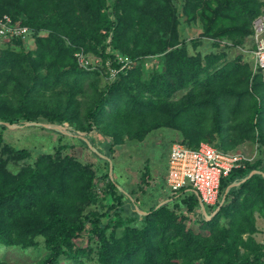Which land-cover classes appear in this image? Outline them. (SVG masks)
I'll return each mask as SVG.
<instances>
[{
    "label": "trees",
    "instance_id": "1",
    "mask_svg": "<svg viewBox=\"0 0 264 264\" xmlns=\"http://www.w3.org/2000/svg\"><path fill=\"white\" fill-rule=\"evenodd\" d=\"M263 13L262 0H0V19L7 15L46 34L34 50L24 43L33 30L0 50V130L43 119L63 137L70 131L60 127L68 124L73 133L111 138L102 148L109 153L102 175L63 154V147L34 157L1 136L0 245L25 251L39 247L43 238L47 253L39 264H85L81 259L92 256L93 264H264V243L256 238L261 233L257 215L264 221L261 159L222 180L220 203L211 212L193 191H182L175 205L171 196V203L164 200L145 212L135 190L122 188L110 175L114 146L177 126L172 100L181 91L187 96L179 118L189 111L197 117L226 112L230 118L226 109L242 110L249 102L261 117L255 126L264 128L263 72L250 77L253 64L242 65L243 55L220 66L227 58L220 51L227 49L225 43L250 52L255 48L248 40ZM198 23L201 40L214 43L212 51L193 54L190 45L202 46L187 39L184 25ZM80 54L88 66L79 63ZM152 59L164 61V69L146 71L144 63ZM224 83L234 85L232 101L224 99L230 95L221 92ZM196 94L194 104L190 100ZM77 138L89 149L84 138ZM191 214L198 215L194 221L209 236L188 229ZM82 236H87L86 248L74 242Z\"/></svg>",
    "mask_w": 264,
    "mask_h": 264
},
{
    "label": "rangeland",
    "instance_id": "2",
    "mask_svg": "<svg viewBox=\"0 0 264 264\" xmlns=\"http://www.w3.org/2000/svg\"><path fill=\"white\" fill-rule=\"evenodd\" d=\"M264 2V0H262ZM264 14V13H263ZM264 19V15L259 17L257 20L253 22V27L255 31V27L259 26V21ZM185 21V17L183 18ZM196 27H188L184 25L186 31V37L189 40L199 41L202 48L195 47L190 45V51L193 54H197V52H210L212 51V44L214 41L212 40H201L200 38L202 34L201 24L198 23ZM30 28V27H29ZM33 33L29 39L26 40L25 48L29 50L36 49V40L40 38H45L46 34H37L34 29ZM250 46L253 44V37L250 38ZM10 43L7 42L4 44L0 43V50L6 49V45ZM207 45L206 47H204ZM224 46L227 49L220 50L221 54H225L226 52L227 58L225 62H222L223 65L226 62L234 61V57L242 58L244 57L245 61H241L242 65L253 63V59H251V53L248 52L249 48L239 49L241 47L235 48L230 43H225ZM237 47V46H236ZM248 47V46H247ZM199 50V51H198ZM15 51H19L20 48L15 49ZM204 53V52H202ZM85 55V54H84ZM97 60V59H96ZM95 62L98 63L99 60ZM252 60V61H251ZM85 57L80 54L79 63L85 66H88L89 60L86 64ZM92 61V60H90ZM94 61V60H93ZM248 62V63H247ZM146 71H151L159 68L161 71L164 69V61L161 59H152L148 60L144 63ZM257 71H255L256 73ZM255 73H252L254 75ZM117 72L114 70L111 71V77L114 78ZM264 74V72H263ZM36 76H33V80ZM254 76L251 78L253 80ZM22 80H26L22 77ZM32 80V83H34ZM264 81V75H263ZM226 84V85H225ZM225 85L221 92L225 94L228 91L230 95L226 94L224 99L226 102L232 101V90H235L234 85L224 83ZM200 90L203 86L201 84L196 85ZM249 89L252 91V84L250 82ZM237 92H235L236 95ZM198 95V94H196ZM219 96V94H217ZM187 96V91H181L177 93V95L173 98V108L174 114L173 119H176L178 123L176 127L168 126L162 127L150 133L149 136L143 139H138L135 136V139L130 140V138H125V140L118 145L113 147L112 154L110 157V166L111 172L110 175L112 178L124 189L131 188V190H135L136 202L138 206L141 204V208L146 212L150 206L164 203H174L180 199V197L185 194H173L169 192L168 184L166 187L165 177L167 176V168L169 155L171 152V148L175 144H182L185 142H189L193 145H201L208 144L210 146L213 145H221L228 143V145H233V147H237L236 149H232L229 151H223L225 153H234L241 154L245 157V163H254L255 160L261 159L264 162V141L261 143L262 136L264 135V128H261L262 125L255 126L254 123L256 121L261 120V117L257 115L255 112L256 105L245 102L243 104V108L240 112L232 111L229 112L230 118L226 112L222 116H219L217 112L215 114H209L207 117H197L193 111H189L182 118H179L180 111L185 107V97ZM193 95H191L192 97ZM200 95L197 98H191L192 103H196L199 101ZM256 101L263 106L260 101V97L255 96ZM171 100V99H170ZM234 101V100H233ZM176 108H178L176 110ZM244 110H247L246 112ZM178 115V119L175 115ZM7 114V113H6ZM254 118V119H253ZM194 119V120H193ZM231 120V123H230ZM254 127V128H253ZM54 127L46 124V120H39L34 124H27L26 126L18 127V128H8L7 130H0V137L20 149L31 150L34 157H38L41 153H53L56 152L59 147L65 148L63 150V154H67L73 156L79 160V162L83 163L85 166H89L93 169L96 174H104L107 172V161H104L106 157H108V150L105 148L102 150L106 141H111V138H101L97 134L92 133L89 138L86 135L73 133L70 126L68 124H64V126L60 127L63 131L67 132L69 135L63 137L56 134L53 131ZM199 130H198V129ZM135 129L132 128L130 133H134ZM78 137L84 138L85 141L88 142L89 149L84 147V144L78 140ZM264 140V139H262ZM227 141V142H226ZM185 144V143H184ZM215 147V146H213ZM263 149H262V148ZM97 148L100 149L99 155H96ZM216 148V147H215ZM102 150V151H101ZM109 158V157H108ZM11 168L14 171L18 169L11 165ZM148 179V183H144ZM101 186V184H100ZM143 187V190H142ZM128 190V189H127ZM142 190V191H141ZM129 191V190H128ZM169 192V193H168ZM171 196L175 197L173 201H169ZM140 202V204H139ZM161 202V203H160ZM208 212H211L210 207H206ZM86 213H89V208H87ZM211 214V213H210ZM81 216V215H78ZM191 219L187 222L188 229L193 230L195 233H200L205 236L210 235V231L202 230L198 223L194 221L197 214H191ZM257 226L261 230V233L256 235V238L259 242L264 243V221L262 217L257 215L256 217ZM246 237V236H245ZM42 242L37 248H30L25 251L19 250L18 248L13 247H5L0 245V261L6 262L8 264H39L43 259L44 255L47 253L44 240L40 238ZM75 244L79 248H86L88 239L87 236H82L79 239L74 240ZM95 258L94 260L81 259L85 262V264H93L96 260V256H92ZM61 264H75L73 261L67 262L64 261ZM77 264V263H76Z\"/></svg>",
    "mask_w": 264,
    "mask_h": 264
},
{
    "label": "built area",
    "instance_id": "3",
    "mask_svg": "<svg viewBox=\"0 0 264 264\" xmlns=\"http://www.w3.org/2000/svg\"><path fill=\"white\" fill-rule=\"evenodd\" d=\"M29 33L31 29L28 26L15 22L10 16L5 15L0 19L2 44L13 39H26ZM254 41L255 48L251 53L254 68L255 71L264 72V19L255 27ZM125 61L130 62L128 59ZM84 62L88 64L86 60ZM245 162L246 159L241 154L225 153L208 144L190 149L177 143L173 145L169 155L166 184L174 194L193 191L204 208L216 207L220 203L222 180L233 170L244 167Z\"/></svg>",
    "mask_w": 264,
    "mask_h": 264
},
{
    "label": "crops",
    "instance_id": "4",
    "mask_svg": "<svg viewBox=\"0 0 264 264\" xmlns=\"http://www.w3.org/2000/svg\"><path fill=\"white\" fill-rule=\"evenodd\" d=\"M255 47V46H254ZM253 50V49H252ZM253 64V63H252ZM253 70V73H255V68L254 69H252ZM233 104H234V106L236 107V102H233ZM257 106V105H256ZM255 109L257 108V107H254ZM227 111H229V112H232V111H237V112H240L241 110H238V108L236 107L235 109L234 108H231V109H226ZM228 112V113H229ZM255 113V112H254ZM200 146V145H199ZM172 149V148H171ZM191 149V148H190ZM167 171H168V169H167ZM167 171H166V173H167ZM165 178H167V176L165 177ZM165 184H166V179H165ZM166 187H167V185H166Z\"/></svg>",
    "mask_w": 264,
    "mask_h": 264
},
{
    "label": "clouds",
    "instance_id": "5",
    "mask_svg": "<svg viewBox=\"0 0 264 264\" xmlns=\"http://www.w3.org/2000/svg\"><path fill=\"white\" fill-rule=\"evenodd\" d=\"M253 38H254V37H253ZM254 46H255V41H254ZM253 50H254V49H253ZM253 50H252V51H253ZM252 51H251V52H250V51H248V52L252 53ZM250 56H252V57H253V55H252V54H251ZM123 62H124V61H123ZM253 69H254V57H253ZM257 72H258V71H257ZM257 72H256V73H257Z\"/></svg>",
    "mask_w": 264,
    "mask_h": 264
}]
</instances>
